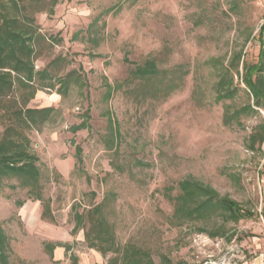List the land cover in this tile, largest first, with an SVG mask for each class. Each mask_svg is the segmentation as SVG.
Wrapping results in <instances>:
<instances>
[{
	"label": "rangeland",
	"instance_id": "obj_1",
	"mask_svg": "<svg viewBox=\"0 0 264 264\" xmlns=\"http://www.w3.org/2000/svg\"><path fill=\"white\" fill-rule=\"evenodd\" d=\"M36 22L45 38L40 69L75 71L81 83L66 96L59 84L41 90L29 103L56 109L30 132L52 217L4 180L0 224L10 263L51 264L52 254L69 264L74 254L80 264H108L112 253L88 246L87 224L74 232L75 212L102 204L117 243L143 248L154 264H264V142L251 140L264 106L243 83L245 64L259 60L264 1L59 0ZM238 56L228 76L235 94L218 100L220 76ZM147 61L159 68L158 80L136 76ZM244 107L239 122L225 124L227 113ZM187 178L252 217L234 222L220 213L176 225L174 198ZM57 243L64 246L46 247Z\"/></svg>",
	"mask_w": 264,
	"mask_h": 264
},
{
	"label": "trees",
	"instance_id": "obj_2",
	"mask_svg": "<svg viewBox=\"0 0 264 264\" xmlns=\"http://www.w3.org/2000/svg\"><path fill=\"white\" fill-rule=\"evenodd\" d=\"M59 0H0V187L5 179H13L17 184L12 187L26 189L29 197L43 204L44 218L52 217L49 200L44 198L40 158L32 146L30 132L41 131L55 116L52 106L35 108L29 103L37 92L54 90L62 96L68 95L72 85L80 84L81 77L75 71L65 76H57L49 66L40 69L37 63L38 44L44 41L40 25L36 22L37 13L53 15ZM259 60L256 64L244 66L243 83L255 98V106H264V31L261 32ZM241 56L232 60L226 72L221 74L217 83V99L232 98L235 90L228 84L230 71L239 67ZM135 74L139 78L158 80L160 70L154 61H147L137 67ZM248 109H253L251 105ZM246 107L225 116V124L239 122ZM83 124L81 127H85ZM252 143L264 142V122L257 126L251 135ZM78 161L82 160V150L76 148ZM179 193L174 198L173 223L184 225L196 220L212 218L220 213L226 220L238 222L252 217L236 201L198 180L187 178L179 182ZM85 239L88 246L104 256L112 253L108 264H154L150 254L133 244L121 246L117 243L113 225L99 204L88 212H75L74 232L85 225ZM8 237L0 224V264H11L8 253ZM60 243L46 244L53 251ZM51 264H61L51 254ZM69 264H80L76 255L70 256ZM166 264H172L166 262Z\"/></svg>",
	"mask_w": 264,
	"mask_h": 264
},
{
	"label": "built area",
	"instance_id": "obj_3",
	"mask_svg": "<svg viewBox=\"0 0 264 264\" xmlns=\"http://www.w3.org/2000/svg\"><path fill=\"white\" fill-rule=\"evenodd\" d=\"M264 1V0H263Z\"/></svg>",
	"mask_w": 264,
	"mask_h": 264
}]
</instances>
